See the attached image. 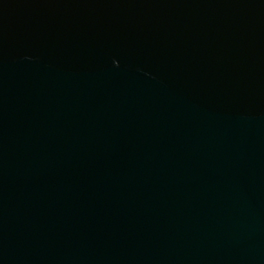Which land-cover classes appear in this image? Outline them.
<instances>
[{
    "label": "water",
    "instance_id": "95a60500",
    "mask_svg": "<svg viewBox=\"0 0 264 264\" xmlns=\"http://www.w3.org/2000/svg\"><path fill=\"white\" fill-rule=\"evenodd\" d=\"M0 264H264V0H0Z\"/></svg>",
    "mask_w": 264,
    "mask_h": 264
}]
</instances>
